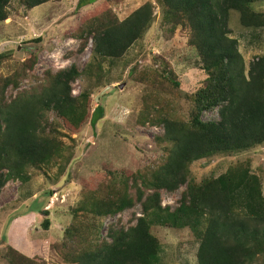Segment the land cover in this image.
Masks as SVG:
<instances>
[{
	"label": "trees",
	"instance_id": "1",
	"mask_svg": "<svg viewBox=\"0 0 264 264\" xmlns=\"http://www.w3.org/2000/svg\"><path fill=\"white\" fill-rule=\"evenodd\" d=\"M10 1L0 0V22L9 18ZM49 1L20 0L28 10ZM95 1L78 0L77 7ZM158 3L164 23L189 30L188 44L195 49L206 77L192 96L188 119L148 113L152 123L155 116L164 130L157 137L162 159L155 168L132 175L104 170L85 183L81 201L71 208L72 223L64 231L63 264H161V239L153 230L157 226L189 228L198 238V264H264V190L261 178L251 170V161L237 162L219 176L200 181L191 169L196 161L264 145V54L247 67L229 26L234 12L240 26L250 34H260L264 31V0ZM154 9L155 4L148 1L120 20L106 8L79 28V52L91 40L89 64H96L97 70L106 60L121 59L151 27ZM35 63L32 57L10 75L0 74V193L12 179L27 183L35 174H54V170L61 175L73 150L66 138L74 141L71 134L81 129L90 113L92 90L73 94L72 85L84 72L76 64L48 69L35 77L34 85L21 88ZM163 79L179 85L173 76ZM214 110L217 118L203 120L204 113ZM51 112L61 121H52ZM102 116L103 107L97 105L90 122L94 125ZM163 192H179L178 205L163 206ZM137 205L140 215L135 216V223L125 226L119 219L109 223L102 234L104 219ZM49 223L45 218V231ZM13 238L5 246L7 264H46L34 260L33 254L34 249L41 250L36 254L43 256L48 240L40 239L42 247L35 242L29 247V242L15 248Z\"/></svg>",
	"mask_w": 264,
	"mask_h": 264
},
{
	"label": "rangeland",
	"instance_id": "2",
	"mask_svg": "<svg viewBox=\"0 0 264 264\" xmlns=\"http://www.w3.org/2000/svg\"><path fill=\"white\" fill-rule=\"evenodd\" d=\"M148 1L155 4V19L145 36L121 59L103 62L101 70H97L96 64L90 66L93 42L88 41L86 48L79 52L82 43L77 35L79 28L106 8H111L123 20ZM77 4L78 0H51L28 10L20 0H11L9 18L0 22V74L10 75L21 62L35 57L34 68L21 85V88H29L35 84V77H41L46 70L56 71L76 64L84 72L73 83V94L78 95L86 88L92 90L86 122L71 134L74 141L66 138V144L73 150L62 174L56 170L54 174H35L27 183L12 179L2 189L0 264L8 262L5 246L11 237L15 239L12 241L15 248L29 242V247L34 242L42 247L44 243L40 239L48 240L43 256L37 255L41 250L34 249V260L63 264L60 247L64 243V231L72 223L71 208L81 201L85 183L96 172L104 170L132 175L148 167L155 168L162 159L157 137L164 130L155 116L152 123L148 113L188 119L193 109L192 96L206 77L195 49L188 44L189 30L164 23L158 0H97L81 8ZM229 26L231 37L238 40L239 51L248 67L255 57L264 54V31L250 34V30L240 26L234 12ZM164 75L173 76L179 85L164 80ZM9 93L15 94V91ZM97 105L103 107V116L93 125L90 118ZM49 117L52 121H61L52 112ZM202 118H217V110L204 113ZM247 159L251 161L252 172L261 178L264 190V145L196 161L191 166L192 174L197 181L206 176L217 177ZM99 176L97 174V178ZM99 180L104 183L101 176ZM180 196L179 192H163V206H177ZM138 215L139 205L114 218L108 217L103 221L101 232L105 235L108 224L119 219L122 225L133 224ZM45 218L50 220L47 231L42 227ZM153 230L161 239V264H198V238L189 228L172 230L157 226Z\"/></svg>",
	"mask_w": 264,
	"mask_h": 264
}]
</instances>
